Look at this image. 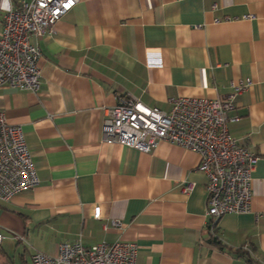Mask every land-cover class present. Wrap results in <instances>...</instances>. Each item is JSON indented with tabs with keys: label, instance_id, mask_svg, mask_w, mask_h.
<instances>
[{
	"label": "crops",
	"instance_id": "0c3cea01",
	"mask_svg": "<svg viewBox=\"0 0 264 264\" xmlns=\"http://www.w3.org/2000/svg\"><path fill=\"white\" fill-rule=\"evenodd\" d=\"M22 1L0 0V33ZM30 41L40 89L0 86V110L21 127L40 183L0 202V264L78 240L136 243V264H250L244 246L264 264V0H77ZM240 82L251 86L228 128L259 157L251 211L211 231L201 157L165 141L147 153L108 145L103 121L120 97L170 111L172 98L223 100Z\"/></svg>",
	"mask_w": 264,
	"mask_h": 264
},
{
	"label": "built area",
	"instance_id": "2783aa9c",
	"mask_svg": "<svg viewBox=\"0 0 264 264\" xmlns=\"http://www.w3.org/2000/svg\"><path fill=\"white\" fill-rule=\"evenodd\" d=\"M77 0L22 1L4 17L0 33V86L38 92L41 84L39 60L41 51L31 38H41L56 22L68 14ZM251 82L232 84L225 99L172 98L171 110L149 107L137 98L120 97L117 106L106 110L103 141L151 152L162 141L170 142L201 157L199 170L206 176V217L211 231L226 215L251 211L253 173L259 157L230 134V117L236 99ZM37 171L20 126L8 123L0 110V202L39 185ZM195 185L182 187L191 194ZM94 218L101 219V207L94 209ZM121 227L118 220L112 222ZM0 233V242L2 241ZM243 252L256 259L253 250ZM138 245L133 242L103 241L86 246L81 240L61 243L58 254L35 252L33 264H136Z\"/></svg>",
	"mask_w": 264,
	"mask_h": 264
},
{
	"label": "trees",
	"instance_id": "16d2710c",
	"mask_svg": "<svg viewBox=\"0 0 264 264\" xmlns=\"http://www.w3.org/2000/svg\"><path fill=\"white\" fill-rule=\"evenodd\" d=\"M243 255L246 256L248 263H250V264H257V263H256V262L250 257V255H248L247 253L244 252Z\"/></svg>",
	"mask_w": 264,
	"mask_h": 264
},
{
	"label": "snow or ice",
	"instance_id": "6c2138e0",
	"mask_svg": "<svg viewBox=\"0 0 264 264\" xmlns=\"http://www.w3.org/2000/svg\"><path fill=\"white\" fill-rule=\"evenodd\" d=\"M5 6H6V4H5Z\"/></svg>",
	"mask_w": 264,
	"mask_h": 264
}]
</instances>
